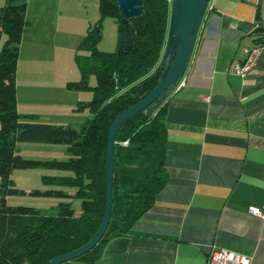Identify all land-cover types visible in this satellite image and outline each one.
I'll return each instance as SVG.
<instances>
[{"label": "crops", "instance_id": "0c3cea01", "mask_svg": "<svg viewBox=\"0 0 264 264\" xmlns=\"http://www.w3.org/2000/svg\"><path fill=\"white\" fill-rule=\"evenodd\" d=\"M27 8L16 108L59 125L76 102L64 100L60 21L48 23L42 7L34 26ZM257 25L264 30V0H209L184 85L164 103L167 184L94 264H207L212 248L264 264V217L249 213H264V50L248 76L232 70L258 43Z\"/></svg>", "mask_w": 264, "mask_h": 264}, {"label": "trees", "instance_id": "16d2710c", "mask_svg": "<svg viewBox=\"0 0 264 264\" xmlns=\"http://www.w3.org/2000/svg\"><path fill=\"white\" fill-rule=\"evenodd\" d=\"M142 16L124 18L117 0H99L98 22L88 28L76 50L79 82L67 90L88 91L92 99L73 110L91 115L77 128L55 126L16 108V69L21 37L27 26V0H7L0 8V264H46L53 258L86 245L96 234L105 209V154L108 130L120 113L135 106L157 84L158 64L166 43L171 0H141ZM112 17L118 32L129 33L130 45L115 53L96 50L101 22ZM258 43L264 30L255 28ZM85 55L83 57L82 55ZM84 58V59H82ZM96 85L89 86L91 76ZM165 104L155 113L137 114L119 130L114 146L112 212L105 242L64 264H94L111 239L129 234L133 225L153 206L167 184L165 169ZM63 144L65 160H30L19 154L18 144ZM127 143V145H123ZM15 170H42L48 190H32L38 199L58 201L54 214L33 207L7 204L8 197L25 195L15 187ZM80 202V209L72 207Z\"/></svg>", "mask_w": 264, "mask_h": 264}, {"label": "rangeland", "instance_id": "374dc122", "mask_svg": "<svg viewBox=\"0 0 264 264\" xmlns=\"http://www.w3.org/2000/svg\"><path fill=\"white\" fill-rule=\"evenodd\" d=\"M27 7L28 11L31 13L30 17L34 26L39 23L42 7H44V10L48 9L44 15H47V18L50 19L48 20V23L54 24L51 22L60 21V24L57 25L60 31L63 32L60 33V38L62 39L60 46L62 47L63 58L65 59L66 81L67 83L79 82L81 75L75 63L76 50L85 37L88 28L93 27L100 18L99 0H27ZM66 32H70V34H67ZM5 41V35H1L0 48L4 45ZM119 45V32L115 20L112 17L104 18L101 22V40L98 42L96 50L101 53H115L117 52ZM82 56L85 57L84 53ZM88 85H96L95 76L92 75L89 78ZM64 97V100H66L67 103L70 100L76 101V108L80 103L90 102L92 99V93L88 91L67 90L66 96ZM61 100L63 101V98H61ZM70 110L71 109L69 107H65L64 113L60 114L62 122H59V125L55 126H69L71 128H77L87 119L91 118L87 109L78 110V112H70ZM18 146L19 154L25 159L41 161L67 159L66 147L63 144L20 143ZM43 174L53 175L57 173L42 170L13 171L11 179L14 181L15 187L18 190L24 191L25 195L8 197L7 204L12 207H33L47 215L56 213V206L58 203L57 200L38 199L29 195L32 190H48L47 187H44L41 184V176ZM72 207L76 211H79L80 202L78 200L73 201Z\"/></svg>", "mask_w": 264, "mask_h": 264}, {"label": "water", "instance_id": "95a60500", "mask_svg": "<svg viewBox=\"0 0 264 264\" xmlns=\"http://www.w3.org/2000/svg\"><path fill=\"white\" fill-rule=\"evenodd\" d=\"M208 5L209 0H171L169 27L164 50L158 64L157 84L135 106L117 115L108 130L105 154V209L101 224L94 237L86 245L53 258L46 264H64L73 261L105 242L103 236L112 212L116 136L121 127L130 119L139 113L144 115L155 113L179 89V82L184 79L189 67ZM117 6L120 14L126 19H135L143 14L141 0H117ZM131 42L129 33L119 34L120 46L130 45Z\"/></svg>", "mask_w": 264, "mask_h": 264}, {"label": "built area", "instance_id": "2783aa9c", "mask_svg": "<svg viewBox=\"0 0 264 264\" xmlns=\"http://www.w3.org/2000/svg\"><path fill=\"white\" fill-rule=\"evenodd\" d=\"M263 50L264 42L243 48L245 59L233 65V73L240 77L248 76L256 68ZM183 80L179 82V88L184 85ZM123 145H127V143H123ZM249 213L254 216L264 217V213L259 208H251ZM207 264H251V258L232 251L212 248L208 254Z\"/></svg>", "mask_w": 264, "mask_h": 264}]
</instances>
